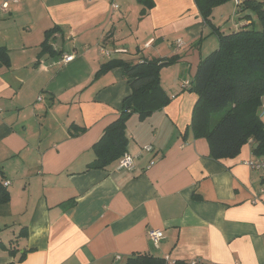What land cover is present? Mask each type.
Instances as JSON below:
<instances>
[{"label": "crops", "instance_id": "crops-1", "mask_svg": "<svg viewBox=\"0 0 264 264\" xmlns=\"http://www.w3.org/2000/svg\"><path fill=\"white\" fill-rule=\"evenodd\" d=\"M3 2L0 168L9 201L0 202V264H124L137 252L166 264H264V171L246 164L264 154L249 140L237 156L215 160L190 127L197 96L182 85L218 46L196 2L154 0L143 16L137 0ZM53 26L59 56L41 52ZM101 46L127 52L106 57ZM63 54L74 58L61 62ZM173 54L177 62L159 71L169 103L126 123L133 166L118 168V159L87 169L131 93L121 67L94 78L97 69L109 58ZM258 115L264 123V96ZM151 229L163 233L157 243Z\"/></svg>", "mask_w": 264, "mask_h": 264}, {"label": "trees", "instance_id": "trees-1", "mask_svg": "<svg viewBox=\"0 0 264 264\" xmlns=\"http://www.w3.org/2000/svg\"><path fill=\"white\" fill-rule=\"evenodd\" d=\"M228 1L194 0L203 21L210 25L212 33L216 35L218 46L200 58L192 81L183 87L197 96L190 123L193 135L207 139L209 155L215 160L237 156L249 140L257 143L254 149L256 154H264V123L258 115L261 97L264 96V2L238 0L236 11L244 12L243 20L250 19V22L225 32L212 23V15L216 6ZM137 2L142 5L141 16L154 6V0ZM58 29V26H53L44 33L41 52L62 54L49 43ZM177 59L174 54L136 62L109 58L97 69L94 78L114 67H121L131 93L123 99L117 118L104 128L93 144L94 159L87 169H103L125 153L128 143L125 128L132 114H137L139 120H143L169 103L170 98L160 84L159 71L163 66L174 65ZM8 64V52L0 47V65ZM221 110H225L222 115L217 118L213 116ZM70 128L73 134L83 131V128H76L78 130L73 132L74 127ZM1 178L0 168V202L5 203L9 201V192ZM124 264L166 262L164 258L137 252L129 256ZM173 264L183 263L175 261Z\"/></svg>", "mask_w": 264, "mask_h": 264}, {"label": "built area", "instance_id": "built-area-1", "mask_svg": "<svg viewBox=\"0 0 264 264\" xmlns=\"http://www.w3.org/2000/svg\"><path fill=\"white\" fill-rule=\"evenodd\" d=\"M238 3V0H235ZM1 9H6L7 8V2H3L1 3ZM113 7H117L116 4H113ZM148 44V43H147ZM100 51L102 52V54H104V56L109 57L112 54L115 53H126L127 51L125 49H113V50H106V48L104 47H100ZM74 58L73 54H63L61 56V58H59L61 60V62H69ZM188 82L183 83V87L188 86ZM145 149L148 151H151V147L150 146H145ZM118 168H126L129 169L133 166V157L128 154L127 152H125L118 160ZM247 166H250L249 168L254 169L256 171H264V157H259L256 159H249L246 161ZM3 184L6 186L9 184V180H4ZM148 237L150 238L151 241H153L154 243H157L159 240H161L163 238V233L161 230L159 229H151L148 231Z\"/></svg>", "mask_w": 264, "mask_h": 264}, {"label": "rangeland", "instance_id": "rangeland-1", "mask_svg": "<svg viewBox=\"0 0 264 264\" xmlns=\"http://www.w3.org/2000/svg\"><path fill=\"white\" fill-rule=\"evenodd\" d=\"M230 1L216 6L213 9V14H214V20L218 21L221 23L222 27L221 30L228 32V29H230V27L233 25L234 20L235 21H241L243 20L242 15L244 14V12H232L233 8L235 7V3H233V1H231V3H229ZM228 6V8L226 7ZM226 13H228V18L225 17V15H227ZM247 12H245L246 14ZM259 25V24H256ZM225 110H221L219 112H217L216 114H214V117H219L220 115H222L224 113Z\"/></svg>", "mask_w": 264, "mask_h": 264}]
</instances>
